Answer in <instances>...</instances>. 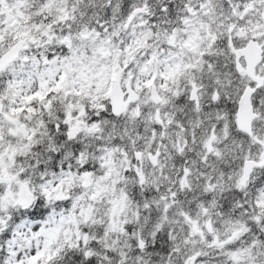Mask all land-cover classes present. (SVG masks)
Instances as JSON below:
<instances>
[{"label": "snow or ice", "instance_id": "obj_1", "mask_svg": "<svg viewBox=\"0 0 264 264\" xmlns=\"http://www.w3.org/2000/svg\"><path fill=\"white\" fill-rule=\"evenodd\" d=\"M0 264H264V0H0Z\"/></svg>", "mask_w": 264, "mask_h": 264}]
</instances>
